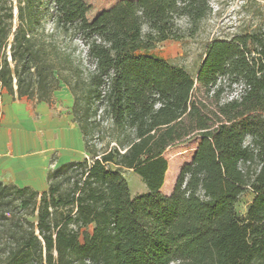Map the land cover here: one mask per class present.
<instances>
[{"label": "trees", "instance_id": "16d2710c", "mask_svg": "<svg viewBox=\"0 0 264 264\" xmlns=\"http://www.w3.org/2000/svg\"><path fill=\"white\" fill-rule=\"evenodd\" d=\"M17 7L0 0V118L5 91L53 104L66 85L86 156L44 191L0 179V264H264V27L208 43L194 77L148 52L196 34L210 0H121L92 20L85 0ZM197 136L165 195V152Z\"/></svg>", "mask_w": 264, "mask_h": 264}, {"label": "rangeland", "instance_id": "374dc122", "mask_svg": "<svg viewBox=\"0 0 264 264\" xmlns=\"http://www.w3.org/2000/svg\"><path fill=\"white\" fill-rule=\"evenodd\" d=\"M121 0H85L87 16L90 20L96 17L102 11L113 7ZM15 6V15L18 12V0H13ZM213 8L212 13L202 21L200 28L193 36L184 37L182 40H166L157 44V46L148 53L167 59L170 63L186 68L189 73L196 77L205 54L206 46L214 39H231L239 33L251 31L256 26L264 27V3L254 0H210ZM186 27V21L181 22ZM240 92L239 87L227 89L224 98L228 99L236 96ZM31 115L39 122L44 123L43 112L36 103L30 107ZM72 109V108H71ZM67 107L63 98L59 100L54 107L50 109L53 116L67 113ZM71 112V111H70ZM201 137H194L186 142L175 144L167 149L165 157L169 162V169L166 174L165 183L162 192L170 195L175 187L182 167L191 162L196 148L200 143ZM81 158L86 156L85 151L76 153ZM63 152L54 149L51 155V167L60 162ZM123 175L129 183L131 196L136 197L139 194L147 192V186L140 175L130 169H124ZM254 195L251 191L246 192L236 205V210L240 216H245L248 205L251 203Z\"/></svg>", "mask_w": 264, "mask_h": 264}, {"label": "crops", "instance_id": "0c3cea01", "mask_svg": "<svg viewBox=\"0 0 264 264\" xmlns=\"http://www.w3.org/2000/svg\"><path fill=\"white\" fill-rule=\"evenodd\" d=\"M55 95V102L49 104L27 98H14L6 91L3 93L0 179L5 183L31 186L38 191H44L48 188L47 174L51 169L54 149L63 152L56 166L83 158L76 154L85 151V144L81 129L72 114L73 95L66 85L56 91ZM57 98H63L68 112L53 116L50 109L56 105ZM33 103L43 112V124L31 115L30 107H33Z\"/></svg>", "mask_w": 264, "mask_h": 264}, {"label": "built area", "instance_id": "2783aa9c", "mask_svg": "<svg viewBox=\"0 0 264 264\" xmlns=\"http://www.w3.org/2000/svg\"><path fill=\"white\" fill-rule=\"evenodd\" d=\"M254 1L264 3V0H254Z\"/></svg>", "mask_w": 264, "mask_h": 264}]
</instances>
